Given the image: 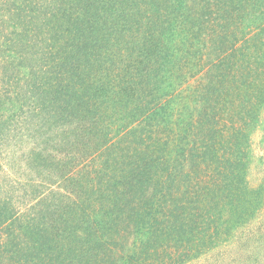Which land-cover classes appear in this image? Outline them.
Masks as SVG:
<instances>
[{
    "label": "trees",
    "instance_id": "1",
    "mask_svg": "<svg viewBox=\"0 0 264 264\" xmlns=\"http://www.w3.org/2000/svg\"><path fill=\"white\" fill-rule=\"evenodd\" d=\"M262 150L264 0H0V264L262 244Z\"/></svg>",
    "mask_w": 264,
    "mask_h": 264
},
{
    "label": "rangeland",
    "instance_id": "2",
    "mask_svg": "<svg viewBox=\"0 0 264 264\" xmlns=\"http://www.w3.org/2000/svg\"><path fill=\"white\" fill-rule=\"evenodd\" d=\"M259 143V140H257ZM260 145H255V149H260ZM262 152H256L249 170V176L253 183L257 184L264 178V173L260 172L264 161ZM260 168V169H259ZM230 244V242H229ZM186 264H264V242L250 241L249 239L237 236L234 238L231 246L224 254H213L206 258L202 257Z\"/></svg>",
    "mask_w": 264,
    "mask_h": 264
}]
</instances>
